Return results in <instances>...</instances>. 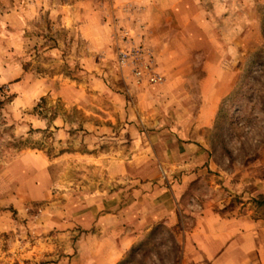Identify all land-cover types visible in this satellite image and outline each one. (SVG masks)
<instances>
[{
	"label": "rangeland",
	"instance_id": "1",
	"mask_svg": "<svg viewBox=\"0 0 264 264\" xmlns=\"http://www.w3.org/2000/svg\"><path fill=\"white\" fill-rule=\"evenodd\" d=\"M124 30L153 51L161 85L137 87L119 69ZM191 145L200 165H180ZM139 156L166 163L158 178L135 176ZM259 160L264 0H0V264H75L101 216L157 193L184 213L264 208L241 185L263 173ZM184 217V228L152 227L118 264H179Z\"/></svg>",
	"mask_w": 264,
	"mask_h": 264
},
{
	"label": "crops",
	"instance_id": "2",
	"mask_svg": "<svg viewBox=\"0 0 264 264\" xmlns=\"http://www.w3.org/2000/svg\"><path fill=\"white\" fill-rule=\"evenodd\" d=\"M206 80L209 84L213 82L211 78ZM225 89L226 84L221 80L215 85L214 90L205 96L204 114L208 120L213 118L216 111L214 105L223 100ZM203 125L210 124L205 122ZM190 148L194 150L195 155L180 165H200L197 156L201 154L202 149L197 145H191ZM155 162L160 167L166 166V163L160 159L144 156L134 158L129 162V166L135 167V176L140 180L145 178V181L160 176ZM259 162L260 166H264V160L262 163L261 160ZM145 166L150 168L144 169ZM252 177V182L243 179L241 185L245 189V185L249 184L252 188L246 195L252 196L256 202H264V170L262 174L254 172ZM187 180L194 183L198 177L192 174ZM184 182L182 186L180 184V189L186 188L188 183ZM161 196L163 197L160 193L153 195L151 199H146L144 196V202L128 206L118 214L101 216L95 225L97 231L88 239L91 242L87 247L88 256L86 257L84 253L79 255L75 264H118L143 234L155 225L164 223L175 228L177 226L184 228L185 213L191 216V225L182 241V256L179 264H264V208L255 204L252 206L241 203L229 206L211 201L184 213L176 206L175 194L172 206L168 199L165 200V197L161 198ZM119 227L122 231L118 233Z\"/></svg>",
	"mask_w": 264,
	"mask_h": 264
},
{
	"label": "built area",
	"instance_id": "3",
	"mask_svg": "<svg viewBox=\"0 0 264 264\" xmlns=\"http://www.w3.org/2000/svg\"><path fill=\"white\" fill-rule=\"evenodd\" d=\"M121 34L116 54L119 69L129 73L137 87L161 85L164 77L157 71L154 53L145 40L134 38L130 31Z\"/></svg>",
	"mask_w": 264,
	"mask_h": 264
}]
</instances>
